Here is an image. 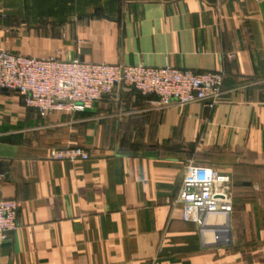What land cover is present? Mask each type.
<instances>
[{"label": "crops", "instance_id": "1", "mask_svg": "<svg viewBox=\"0 0 264 264\" xmlns=\"http://www.w3.org/2000/svg\"><path fill=\"white\" fill-rule=\"evenodd\" d=\"M0 49L225 74L212 108L117 88L43 115L0 91V198L21 203L0 264H264V0H0ZM75 146L90 159L49 156ZM191 162L230 177L217 232L176 202Z\"/></svg>", "mask_w": 264, "mask_h": 264}, {"label": "built area", "instance_id": "2", "mask_svg": "<svg viewBox=\"0 0 264 264\" xmlns=\"http://www.w3.org/2000/svg\"><path fill=\"white\" fill-rule=\"evenodd\" d=\"M225 74L222 70L195 71L172 65L90 62L58 55L38 58L0 49V88L18 93L27 107L47 115L55 110L91 109L117 88L153 95L159 106H184L205 102L210 108L220 100ZM52 160H88L81 146L51 148ZM176 202L183 218L196 223L200 232H217L223 225L210 219H229L234 209L231 180L213 166L188 164ZM21 203L0 198V235L5 240L18 227Z\"/></svg>", "mask_w": 264, "mask_h": 264}, {"label": "bare ground", "instance_id": "3", "mask_svg": "<svg viewBox=\"0 0 264 264\" xmlns=\"http://www.w3.org/2000/svg\"><path fill=\"white\" fill-rule=\"evenodd\" d=\"M217 220L222 224H228V219L225 217H218Z\"/></svg>", "mask_w": 264, "mask_h": 264}, {"label": "water", "instance_id": "4", "mask_svg": "<svg viewBox=\"0 0 264 264\" xmlns=\"http://www.w3.org/2000/svg\"><path fill=\"white\" fill-rule=\"evenodd\" d=\"M0 91H7V89L6 88H0Z\"/></svg>", "mask_w": 264, "mask_h": 264}, {"label": "rangeland", "instance_id": "5", "mask_svg": "<svg viewBox=\"0 0 264 264\" xmlns=\"http://www.w3.org/2000/svg\"><path fill=\"white\" fill-rule=\"evenodd\" d=\"M15 93V92H14Z\"/></svg>", "mask_w": 264, "mask_h": 264}]
</instances>
